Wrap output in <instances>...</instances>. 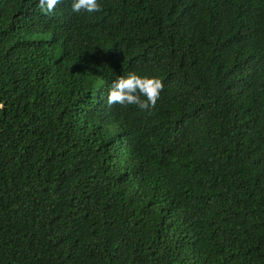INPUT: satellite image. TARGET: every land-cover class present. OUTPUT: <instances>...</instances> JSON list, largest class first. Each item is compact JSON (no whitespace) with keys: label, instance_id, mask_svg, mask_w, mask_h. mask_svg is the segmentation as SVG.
Here are the masks:
<instances>
[{"label":"trees","instance_id":"trees-1","mask_svg":"<svg viewBox=\"0 0 264 264\" xmlns=\"http://www.w3.org/2000/svg\"><path fill=\"white\" fill-rule=\"evenodd\" d=\"M100 4L0 0V264H264V0Z\"/></svg>","mask_w":264,"mask_h":264},{"label":"clouds","instance_id":"clouds-1","mask_svg":"<svg viewBox=\"0 0 264 264\" xmlns=\"http://www.w3.org/2000/svg\"><path fill=\"white\" fill-rule=\"evenodd\" d=\"M58 0H36L41 12L51 13ZM72 13H95L101 8L100 0H69ZM163 85L155 76L129 71L116 76L108 85L106 104L134 105L139 110H150L155 106Z\"/></svg>","mask_w":264,"mask_h":264}]
</instances>
